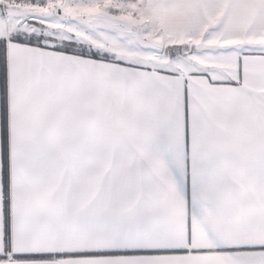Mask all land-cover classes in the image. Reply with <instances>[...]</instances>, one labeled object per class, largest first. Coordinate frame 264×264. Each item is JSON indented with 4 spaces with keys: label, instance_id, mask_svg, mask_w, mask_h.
<instances>
[{
    "label": "snow or ice",
    "instance_id": "1",
    "mask_svg": "<svg viewBox=\"0 0 264 264\" xmlns=\"http://www.w3.org/2000/svg\"><path fill=\"white\" fill-rule=\"evenodd\" d=\"M0 264H264V0H0Z\"/></svg>",
    "mask_w": 264,
    "mask_h": 264
}]
</instances>
